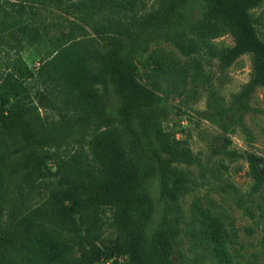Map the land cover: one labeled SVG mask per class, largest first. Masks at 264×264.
<instances>
[{"label":"trees","instance_id":"obj_1","mask_svg":"<svg viewBox=\"0 0 264 264\" xmlns=\"http://www.w3.org/2000/svg\"><path fill=\"white\" fill-rule=\"evenodd\" d=\"M198 1L200 16L187 23L185 11ZM260 1L155 0L145 10L143 0H78L68 5L67 29L47 35L39 21L20 18L22 5L0 0V264H179L166 204L186 188L175 164L196 157L162 127L167 110L137 79L132 55L163 39L185 58L164 63L176 66L170 76L209 87L198 55L225 69L249 53L251 76L235 101L245 111L257 87L264 102V41L247 14ZM224 34L230 46L211 42ZM42 41L46 54L31 69L16 47ZM28 81L37 87L34 101ZM110 92L119 100L114 115L106 108ZM11 136L18 145L12 151L5 144ZM245 158L254 185H262L256 155ZM147 167L161 205L154 226L153 200L142 185ZM75 215L84 217L83 228ZM216 231L203 230V238L217 264H231Z\"/></svg>","mask_w":264,"mask_h":264},{"label":"rangeland","instance_id":"obj_2","mask_svg":"<svg viewBox=\"0 0 264 264\" xmlns=\"http://www.w3.org/2000/svg\"><path fill=\"white\" fill-rule=\"evenodd\" d=\"M11 1H14V7L22 5L21 19L27 17L39 21L47 35H51L67 29L65 22L71 17L68 5L78 0ZM143 1L145 10L156 6L155 0ZM202 4L198 1L186 9L187 23L200 16ZM247 14L258 37L264 41V0L248 9ZM211 42L217 47H225L232 44V39L224 34ZM46 47L45 41L22 43L16 51L34 69L46 54ZM198 56L202 69L209 76V87L170 76L168 72L176 66H165L164 63L172 57H178L180 62L185 58L163 39L150 41L143 50L132 55L137 79L151 88L156 103L167 110L161 121L162 127L172 131L176 138L185 140L196 157L192 164H175L183 172L186 188L175 201L166 204L174 237L172 258L179 264H217L210 238H203V230L217 229L216 233L224 238L223 246L231 264H264V182L260 186L254 185L245 158L247 153L256 155V165L264 171L262 90L257 87L248 101L249 108L239 110L235 101L251 76L250 54L240 55L225 69L218 67L216 58ZM28 86L34 101L37 87L32 81H28ZM118 105V98L110 92L106 104L108 114L114 115ZM38 112L55 118L48 109L39 107ZM16 140L11 136L5 141L9 150L18 147ZM1 148L0 145V151ZM49 169L53 167L49 165ZM147 170L142 185L153 200L150 226H154L161 205L156 177L150 167ZM94 192L90 189L83 191V195ZM75 218L83 228L84 217L75 215ZM57 231L68 239L67 231ZM73 255L77 256V253L74 251ZM93 264L105 263L98 260Z\"/></svg>","mask_w":264,"mask_h":264}]
</instances>
